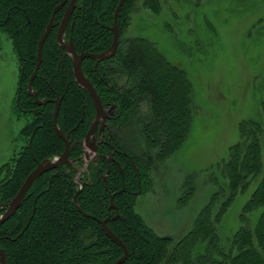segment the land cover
<instances>
[{"label": "trees", "instance_id": "1", "mask_svg": "<svg viewBox=\"0 0 264 264\" xmlns=\"http://www.w3.org/2000/svg\"><path fill=\"white\" fill-rule=\"evenodd\" d=\"M69 1L0 0V30L11 41L18 62L15 108L27 117L21 130L24 146L0 167V205L15 197L38 164L64 152V143L53 128L55 101L59 102L56 124L70 142L69 161H75L37 178L19 209L0 225V249L6 263L113 264L123 250L101 229L99 221L109 216V230L129 251L123 264H264V131L255 121L239 124L238 142L229 148L227 161L218 165L219 179H210L216 191L178 241L158 236L134 210L136 196L151 190L152 184L153 169L141 152L147 150L151 162L157 163L175 154L187 138L193 111L192 86L185 71L169 63L152 42L124 36L138 0H125L122 6L115 54L101 62H82L83 74L103 106L111 110L108 134L98 145L95 159L85 164L84 138L95 109L90 96L74 81L71 57L56 41ZM139 1L158 15L167 0ZM118 2L77 0L65 41L71 39L78 54L108 51ZM60 4L42 46L32 83L34 98L27 85L35 69L38 42ZM36 99L48 103L38 106ZM261 107L264 117V102ZM78 168L84 169L80 177ZM252 185L239 229L223 242L217 225L235 197ZM110 195L119 215L114 220L115 211L108 213ZM253 212L258 217L251 224L248 217Z\"/></svg>", "mask_w": 264, "mask_h": 264}, {"label": "rangeland", "instance_id": "2", "mask_svg": "<svg viewBox=\"0 0 264 264\" xmlns=\"http://www.w3.org/2000/svg\"><path fill=\"white\" fill-rule=\"evenodd\" d=\"M134 7L124 36L152 42L169 63L185 71L192 86L187 138L175 154L152 165L151 190L134 202L147 226L176 242L216 191L210 179H219L218 165L238 142L239 124L255 121L264 131V0H167L158 15L139 0ZM17 86V57L0 30V167L25 143L21 130L27 117L15 108ZM261 149L264 167V135ZM83 173L77 169L78 177ZM253 190L252 185L238 194L217 225L223 242L239 229ZM257 217L258 212L250 214V223Z\"/></svg>", "mask_w": 264, "mask_h": 264}, {"label": "water", "instance_id": "3", "mask_svg": "<svg viewBox=\"0 0 264 264\" xmlns=\"http://www.w3.org/2000/svg\"><path fill=\"white\" fill-rule=\"evenodd\" d=\"M124 2H125V0H119L118 5H117L116 9L114 10L113 22H112V27H111V32L113 34L112 45L108 51H106L102 54H91V53L77 54L75 49H74V46H73L71 39L69 40V42L64 41L65 30H66V27L69 23L70 16L72 15V13L76 7L77 0H70L69 1V4H68V6L64 12L63 18H62V20L59 24V27L57 29V32H56L57 43L60 45V47L64 48L66 50V52L69 53L72 57V66H73L72 72H73V77H74L75 82L78 84V86L83 88L90 95L92 102H93V105H94V108H95V119H94L93 123L91 124V127L89 128V130L85 136L84 144H83L85 149H86V152L84 151L85 152L84 156H85L86 160H88L89 156L93 155L96 152V146L97 145H96L95 137H94L95 131L97 130L98 125L100 124L99 133L102 132V129L104 127V123L107 119V113L105 112L103 105H102L93 85L84 76L82 69H81V64H82V61L85 59L103 61V60L110 58L111 56H113L115 54L118 43H119V29H118V25H117V20H118V17L120 15V12H121V9H122ZM62 4H60L54 10V12L50 18V21H49L48 25L46 26V29H45L43 35L41 36V38L39 39V42H38L35 69L31 75V77L28 81V85H27V92L30 95H32L34 98H36V95L32 90V83H33V81L37 75V71H38L40 64H41L42 46H43L44 40L46 39L49 32L53 28L54 15H55L56 11L61 7ZM36 103L38 105H42V104L48 103V101L47 100L39 101L36 99ZM54 103H55V111L53 114V128H54L55 133L59 136V138L64 143V147H65L64 152L61 154L60 157L54 159L53 161L46 160V161L38 164L36 166V168L26 177V179L24 180L23 184L19 188L15 197L12 198L7 204L0 205V209L4 210L3 214L0 215V225L3 224L5 221H7L19 209L28 189L30 188L32 183L37 178H39L42 174H44L48 171L54 170L60 166L68 165V164L72 165L75 163V161L72 163L69 161V152H70V148H71L70 142H69L67 136H64L57 127L56 119H57V114H58V110H59V102L55 101ZM120 172H122V171L120 170ZM105 182H106V179L104 177L103 183L105 184ZM122 191L123 190H120L116 194H121ZM114 195L109 196L110 202H109V207H108V211H110V210L115 211V216L112 217L113 220L117 219L119 217V215L117 213V209L113 203ZM110 219L111 218L108 216L106 219L99 221V224L101 226V229L105 233V235L113 243L120 246L123 250V256L121 258H119L117 261H115L113 264H123L128 259L129 251H128L127 247L121 242V240L109 230L107 223ZM0 264H7L5 254H4L3 250H1V249H0Z\"/></svg>", "mask_w": 264, "mask_h": 264}, {"label": "flooded vegetation", "instance_id": "4", "mask_svg": "<svg viewBox=\"0 0 264 264\" xmlns=\"http://www.w3.org/2000/svg\"><path fill=\"white\" fill-rule=\"evenodd\" d=\"M76 7H77V3H76ZM76 7H75V9H76ZM74 9V10H75ZM74 12V11H73ZM73 14V13H72ZM70 18H71V16H70ZM69 22H70V20H69ZM69 26V23H68V25H67V27ZM59 27V26H58ZM67 27H66V29H67ZM112 27V26H111ZM58 29V28H57ZM65 32H66V30H65ZM64 36H65V34H64ZM64 41H65V39H64ZM66 42V41H65ZM77 53V52H76ZM78 54V53H77ZM68 55L71 57V55L68 53ZM112 57V56H111ZM71 59H72V57H71ZM86 60V59H85ZM84 61V60H83ZM82 61V62H83ZM94 61H96V60H94ZM104 61V60H103ZM97 62H101V61H97ZM81 66H82V64H81ZM81 69H82V67H81ZM83 72V71H82ZM85 76V75H84ZM74 78V77H73ZM75 81V80H74ZM77 84V83H76ZM78 85V84H77ZM80 87V86H79ZM81 88V87H80ZM83 89V88H82ZM95 89V88H94ZM84 90V89H83ZM96 91V90H95ZM86 92V91H85ZM87 93V92H86ZM97 93V92H96ZM88 94V93H87ZM89 95V94H88ZM90 96V95H89ZM91 98V97H90ZM40 101V100H39ZM42 101H44V100H42ZM91 101H92V99H91ZM35 102H36V100H35ZM93 103V102H92ZM102 103V102H101ZM37 104V103H36ZM55 104V103H54ZM38 105V104H37ZM42 105H45V104H42ZM42 105H38V106H42ZM103 105V104H102ZM94 106V105H93ZM103 108H104V110H105V112L107 113V119H106V121H105V123H104V127H103V129H102V132L101 133H99V126H100V124L98 125V128H97V130L95 131V142H96V150H97V147H98V145L100 144V143H102V139L103 138H106V134H108V125H107V120L110 118V116H111V110L110 109H107V108H105L104 106H103ZM95 109V108H94ZM55 111V110H54ZM54 114V113H53ZM94 119H95V116H94V118H93V120H92V122H91V124L93 123V121H94ZM91 127V126H90ZM85 139V138H84ZM84 149H85V147H84ZM85 152H86V149L84 150ZM84 152V153H85ZM95 154H96V152L93 154V155H91V156H89V158H88V160H86L85 159V156H84V154H83V158H84V160L88 163L89 161H93L94 159H95ZM124 154V153H123ZM112 156H113V152L111 153V155H110V158H112ZM141 156H143L144 158H145V160H147V161H149V163L151 164V167H152V165L155 167V165L157 164V162H155V160H153V162H151V155L149 154V152H147V150H145L144 149V151L143 152H141ZM110 158H107V162H109V160H110ZM152 169H154L153 167H152ZM111 211V210H110ZM110 211H108V213H109V215H110Z\"/></svg>", "mask_w": 264, "mask_h": 264}]
</instances>
